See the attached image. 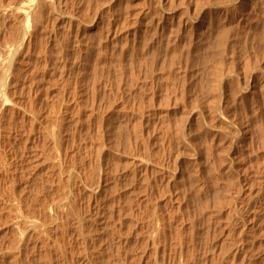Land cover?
I'll return each mask as SVG.
<instances>
[{
    "label": "rangeland",
    "instance_id": "rangeland-1",
    "mask_svg": "<svg viewBox=\"0 0 264 264\" xmlns=\"http://www.w3.org/2000/svg\"><path fill=\"white\" fill-rule=\"evenodd\" d=\"M18 1L20 2L22 0H7L6 3L15 4L16 2L19 3ZM59 1L57 0V4L59 3L60 6L56 4L57 7L59 6V9L54 6L51 10L53 13L50 14L51 12H49L47 15L48 20L46 17L44 21V30L41 29L44 32L39 30L38 33H40H37L38 35H36L34 39L31 65L28 64V66L27 64H23L21 65L22 68L21 66L18 67L19 71L18 69L16 70L15 80L17 81L16 85L18 87L15 85V89L18 91H16L13 99L16 97L15 100L17 99L18 101H16L20 102L19 105L21 104L20 106L23 108L22 112H26L23 114V118L24 116L25 118H22V120L20 118L19 121L22 122L19 123L17 121L18 119H15L16 121L12 124L16 125L17 123L16 126H5V132H3L4 136L0 139V264H15L13 256L15 254V248L19 242L16 238H19V236L15 233L16 230L11 221L14 220V214H16V210H11L13 199H20L19 197H21L24 207L23 210H25L26 215L29 214L30 217L32 216V218L35 219H44L45 217L50 218L47 210H45V203L48 198L52 200L54 198L58 200L63 199L67 204V202H71V199H73L74 196H76L75 203H71L72 205L69 204L68 207L65 208V211L68 214V217H65L66 225L62 227L60 226L61 228H59V231L56 230V226L54 227L52 225L54 228L50 227L51 225L48 226V228L50 227L52 229L49 228L52 232L50 233L54 237L50 239L49 251L46 249L45 251L42 244L38 245L39 248L42 246L40 249L34 248L35 240L31 239L24 247L23 263H26L28 260L32 264H45V254L46 252H51V249V264H64L61 260H57V258H60V254L63 255L64 253L69 257L67 250L71 247L68 244V242L71 241L73 244L75 259L79 261L78 264H124L123 262H120V258H122V256L125 257V255L126 264L127 261L128 264H158L153 250L146 248V243L143 241L142 233L144 234V231L146 232L148 228H142L141 226L146 221L152 220L156 215H160L169 220L166 221L168 223L167 234L170 241L176 239L179 234H184L182 235L184 240L186 243L189 242L186 244L188 245L186 246L188 249L189 246L190 248L193 246L192 241L194 240H192L191 237L194 234V250H196L195 260L197 258L196 264H218V258L223 255V251H225L224 247H226L225 228H223L225 224L222 223L221 225L215 226V220L210 216H213L214 211H217L220 201L229 198V195H234L240 189V183L236 181L238 180L239 175L246 172L245 174H249L248 177H252L251 175H254L256 168H258L260 164H264V133L262 132V130L264 131V98L260 94L261 91H258L256 94L257 97H247L249 100L242 95L240 96V94L235 93L237 92L235 80L240 79L239 81H241L245 79V75L242 73L245 72L244 65L248 62L251 63L250 61H252L253 63L254 60V62L259 63L255 71H253V75L258 77L256 79L257 84H260L261 81L259 80L258 82L259 77L261 78L264 76V71H261L264 70V59H262V55H264V20L262 18H260V20L253 19L254 22L256 21V23H254L252 18H250L252 16L250 13V17H248L249 15H246V18L248 17L249 21H243L242 13H248V9L250 11V4H247L245 7L239 1H231L229 4H238L240 7L237 8H240V10L239 13L236 11L235 15L236 17L238 16V20L234 21L236 26L239 27H236L233 31L234 33H230L220 28L222 27L221 23L216 20L215 16H211L209 8L206 7L202 11V14L199 15L204 20V25L199 26V24H195L197 29H199L196 30L195 38L197 40V46L200 47L196 49V51L198 50V53L195 51L193 54L194 56H192V62L190 66L188 64L187 67V63L185 62L187 61V41L189 38L187 34L185 35L182 32H179L177 27L178 21H186L187 19V0H167L165 7L168 9L165 8L166 11H162L163 13L158 9L153 11L154 22L159 16H163L169 21L167 22L165 20V23L170 24L172 21L171 24L173 25L171 28L170 25H166L167 27H165V29H161L162 34L161 36L158 35L159 37L157 39L151 29V18L141 24L137 23L133 26L124 28V24H133L140 19L138 13L141 8L144 7L143 0ZM224 1L225 2H223V0H213L211 2L215 7H218L222 4L228 3L226 0ZM219 2H221L220 5L218 4ZM152 6H155V1H152ZM205 10H208L209 12ZM159 12L163 15H160ZM171 17L172 19H170ZM238 22H240L243 27L242 25L237 24ZM107 23H118V27L121 26L119 27L120 30H117V33L115 34V29L113 30L111 25L109 27V24L107 25ZM5 24L0 26V36L3 38L2 40L0 37V45L4 46L8 44L10 45V43L12 44L13 42L17 43L18 35L16 32L18 31L16 29L12 30L8 23ZM262 24L263 26H261ZM254 25H257L258 27ZM207 30H209L208 33ZM254 30L255 32H252ZM167 31L170 32L167 33ZM174 31L178 33L176 34ZM220 31L222 33H220ZM132 32L133 34L136 32L137 35H133ZM216 32L219 34H216ZM43 33L44 35H42ZM127 33L130 35L129 42L133 45L130 47L131 49L129 50L128 58H126L127 56L125 57L124 54V49L126 47L125 35L127 36ZM252 33L254 36H252ZM167 36H169V38ZM171 37L181 39L177 41L179 43H176L175 39ZM257 37L258 39H256ZM167 38L170 39L169 42L166 41L168 40ZM205 40L206 42H204ZM4 41L5 43L8 42V44H4ZM183 42L185 44H183ZM228 44L230 45L228 46ZM217 45H219L220 48ZM202 46H205V48L203 49ZM163 47H166L165 51ZM201 47L203 51L201 50ZM171 48H176L177 50ZM224 49L228 50V52L226 50L228 56L225 58L221 57ZM167 50L170 51L168 52ZM166 54L168 55L166 56ZM259 57H261L262 62ZM244 58H247L246 60L249 61L245 62ZM199 59L202 61H199ZM225 59H228L227 62ZM228 61H231V63H228ZM166 62L169 66L166 65ZM177 63L178 65H176ZM232 63L235 68L232 70L233 72H231L233 75L230 73V76L232 78L235 77V79L233 78L234 80L230 82L231 79L227 76L223 81V85L227 82L228 85L226 84L224 87L228 89L229 86L228 90L232 91L231 93L234 97H231V99L228 100V103L225 104V114H227L225 118L231 122L233 121V126L236 125L235 127L247 128L249 126L250 130H252L251 132L253 135H251L253 137H248L249 140L240 139V141L238 139L234 141L235 143L230 142L228 139H223L224 141L217 140V147L215 146L216 140H212V142L210 140L212 138L209 139V137L205 135L204 124L206 121H212L211 118L218 120L214 112L217 111L221 105L220 96L216 97L215 100L214 98L213 100L211 98L212 101H210L209 98L199 97L193 92V85H191V83L194 84L195 81H199L203 78L204 81L207 82L206 84L212 88L218 78V70H228L229 68L227 67H230L231 70ZM238 65L240 66L239 68ZM23 66L25 69H23ZM173 74L176 76H173ZM184 74H187V77H185ZM210 74L214 76H211ZM234 74H237V76ZM163 76L164 78H162ZM262 79H264V77ZM210 80H212V82ZM167 82L168 84H166ZM199 82L197 84L202 83L201 81ZM231 87H233V89ZM151 89H153V91ZM28 91H31L32 93H29ZM26 92L28 94H26ZM258 94L261 97L258 96ZM27 97H29V99ZM241 98L244 99L242 100ZM255 98H257V100ZM29 100L31 102H29ZM209 101L211 103H209ZM62 102L64 105H68V107L72 106L69 107L70 110H68V112L62 113L61 115L58 113L59 109L64 106L61 104ZM24 103L26 106H23L25 105ZM255 103L258 104V106ZM204 104H207L206 107ZM259 105L261 107H259ZM212 106L216 108L214 109ZM26 108L30 111L27 112ZM260 108L263 111L259 110ZM32 110L35 112H31ZM203 111L211 116L203 114ZM27 113L40 116L38 117L40 120L38 118H36L38 120L35 119L37 116H30ZM197 113H199L198 116ZM55 114H57L56 117L58 115L60 117L61 115L59 120H61L60 123L62 128L60 127L59 120L58 123L54 121L56 118H54ZM212 115H214L215 118ZM228 117L233 118V120H230ZM32 120H34V122ZM54 122L56 125H52V123L55 124ZM198 123L200 126L197 125ZM202 123L204 124L202 125ZM25 124H29V127L28 125L26 127ZM30 126H32V129ZM46 127H48L47 130H50L49 127H51V129L57 127L55 129H57L56 135L58 136L55 138L60 142V147L58 146V149L60 150V153L67 155L65 169L71 166L68 168L69 171L66 169V177L64 176L66 179L63 178V181H60L56 170L52 168L54 157L56 156V148H53L54 144L49 137V131L48 133H46L47 130L46 132L44 131ZM33 129L34 131L32 132ZM188 131L189 140L194 144L196 142L198 145L195 144L200 151V156L198 158L202 157L200 158L201 162H199V164H202L198 166V172L192 167H189V173H187V151L190 154L193 153L190 151L191 147L187 143V136H184L183 134ZM5 134L6 136L8 135L7 137L9 140ZM204 138L205 140H203ZM4 139L5 142L3 141ZM209 140L212 142V145L213 143L215 145L212 146L211 142L209 143ZM244 141H246V143ZM203 143L205 145H203ZM7 144H9L10 147L9 145L7 146ZM240 144L243 145L237 146ZM205 146L206 148L204 149L203 147ZM256 146L258 149H255ZM202 148L203 150H201ZM252 148L254 149L251 150ZM220 150L222 153H220ZM202 151L206 152L203 154ZM223 152L226 154H223ZM4 155L7 158L3 159ZM259 155L263 156L260 157ZM211 156L212 158H210ZM220 156H223L224 158L222 157V159ZM9 157L10 160L8 159ZM7 159L9 161H7ZM3 160H6L7 163L5 162V165L7 166L4 165ZM144 160L149 162L146 170L144 166L140 165ZM9 162L12 163V165L9 164ZM212 163L216 170L211 165ZM161 164L164 165L163 171L160 168ZM166 164L167 166H165ZM233 165L234 167H237V169H241L237 170L236 168H233ZM74 167L78 168L76 170L77 172H74V175H72L76 184H80L79 181L82 178L87 181L88 185L91 182L90 185L96 186L100 173L104 175L106 182L104 181L102 183L103 189L99 195V199H101L98 200L99 202L97 201V203L92 202L94 206L90 202V193L88 190L86 191L84 187L80 188L81 191H75L76 195L74 194V196L70 193L71 185L75 182L69 180L67 174H70V170L74 169ZM180 170L182 171L180 172ZM222 170H224L225 173H223ZM229 170L231 172H229ZM239 170H244V172L242 173ZM218 171H221L220 174H218ZM227 171L228 175L230 173L229 176L227 175ZM201 173L202 176L204 175L206 177L207 175V180L204 176L202 179V176H200ZM190 174H192L191 176L193 177L195 185L197 184L201 188L200 189L197 185L196 187L194 186L190 191L192 194L187 193V179L188 176L190 177ZM214 174H216V176ZM235 174L238 177H236ZM51 175L53 179L51 178ZM217 177L219 178V181L217 180ZM204 180L207 184L209 183L208 185L210 187L207 186ZM204 187H206L205 190ZM225 187H227V189ZM209 189L211 190L210 192ZM207 192L209 194H207ZM206 195L207 197L209 196L208 199L206 198ZM207 206H210V209H207ZM61 208H63L62 204ZM79 214L81 216H79ZM136 216H139V220H137ZM262 216L263 214H257V218L254 221V224L257 225V231L255 230L251 242L254 251L258 253L264 249V218H262ZM193 220L197 221L195 231L192 229ZM49 221L51 222L50 219ZM211 221H214V223ZM63 232H68L66 234L69 235L70 233V235L67 238H61ZM57 237L60 238L61 247H57ZM53 247H57L56 249L58 250L60 249V252L58 251L59 254L57 253L58 257L56 256ZM84 249H87V251ZM263 256L264 254L258 264H264ZM73 262L74 261L69 259L65 264H74Z\"/></svg>",
    "mask_w": 264,
    "mask_h": 264
},
{
    "label": "bare ground",
    "instance_id": "bare-ground-1",
    "mask_svg": "<svg viewBox=\"0 0 264 264\" xmlns=\"http://www.w3.org/2000/svg\"><path fill=\"white\" fill-rule=\"evenodd\" d=\"M7 1V0H6ZM6 1H4V0H0V26H3V24H5V23H8V25L10 26V28L12 29V30H14V29H16L18 32H16L17 33V35H18V41H17V43H14L13 41V43L11 44L10 43V45L8 44V42L7 43H5V41H4V44H8V45H0V139H2L1 137L2 136H4L3 135V132H5L4 130V128H5V126H12V125H14V124H12L14 121H16L17 119V121H18V123L19 122H22V121H19V119L21 118V120H22V118H23V114H25V113H23L22 112V107L19 105V103L20 102H17L16 100H15V98L13 99V96L15 95V93H16V91H18V90H16L15 89V85H16V80H15V78H16V70L18 69V67H20L21 65H23V64H30V63H32L31 62V54H32V48H34V46H33V44H34V39H35V37H36V35H38L39 33H38V31L39 30H41V29H43L44 30V21H45V19H46V17H47V15L49 14V12H51V10H52V8H54V6H56V4H57V0H22V1H18L19 3H15V4H12V3H10V4H7L6 3ZM59 1V0H58ZM92 1V0H91ZM142 1V0H141ZM152 1H155V6L153 7L152 6ZM211 1H213V0H211ZM210 0H187L186 1V3H187V10H188V12H187V19H186V21L184 20V21H178V30H179V32H182L183 34H187V36H188V43H187V61L185 62V63H187V67H188V64H189V66H190V64H191V62H192V56H194L193 54L195 53V51H196V49H198V47H200V46H197V40H196V38H195V35H196V30H199V29H197V27H196V23L197 24H199V26H202V25H204L203 24V22H204V20L199 16L200 14H202V11L207 7V8H209V10H210V12L208 11V10H205V11H208L210 14H211V16H215V18H216V20H218L219 21V23H221V25H222V27H220L221 29H224L225 31H228V32H233L235 29H236V24H235V22L234 21H237L238 20V16L236 17V11H238V13H239V10H240V8L238 9L237 7H240V6H238V4H236V5H234V3H232V4H229L231 1H234V0H226L228 3H225V4H222L221 6H218V7H215L214 6V4L211 2ZM221 1V0H220ZM236 1H239L242 5H244L245 7L247 6V4H250L249 6H251L250 8V11H249V9H248V13L247 12H243L242 13V19H244L243 21H249V18L248 17H250V13L252 14V16L254 17H250V18H252V21H253V19H257V20H260V18H262L263 20H264V0H236ZM236 1H234V2H236ZM143 2H144V7H142L143 6V4H142V8H141V10L139 11V13H138V15H139V20H140V22H139V20H137V22H134L133 24H124V28H126V27H129V26H133V25H135V24H141L142 22H144V21H146V20H148L149 18H151V22H150V25H151V29H152V31L154 32V36L156 37V39L159 37V36H161V34H162V31H161V29H165V27H167L166 25H170V28L173 26L171 23H172V21H171V23L170 24H168V23H165V18L163 17V16H156V17H158V19L156 20V18H155V22H154V20H153V11L154 10H156V9H158V10H160L161 11V13H163L162 11H164L165 10V4H166V2H167V0H143ZM171 2V1H170ZM184 2V1H183ZM216 2V1H215ZM223 2H225L224 0H223ZM59 3H60V1H59ZM59 3L57 4V5H59ZM154 3V2H153ZM170 4V3H169ZM183 4V3H182ZM216 4H217V2H216ZM219 5L221 4V2H219L218 3ZM184 5V4H183ZM233 5V6H232ZM60 6V5H59ZM58 6V7H59ZM167 6V5H166ZM186 6V5H185ZM57 6H56V8L57 9H59ZM180 7V6H179ZM62 8V7H61ZM60 8V9H61ZM249 8V7H248ZM56 9V10H57ZM166 9H168V8H166ZM242 9V8H241ZM246 9V8H245ZM55 10V9H54ZM73 11V10H72ZM166 11V10H165ZM244 11H246V10H244ZM74 12V11H73ZM76 12V11H75ZM79 12V11H78ZM77 12V13H78ZM53 12H51L50 14H52ZM160 13V12H159ZM160 13V15H163V14H161ZM155 14V13H154ZM157 14H158V12H157ZM167 14V13H166ZM156 15V14H155ZM246 15H249L247 18H246ZM50 16V15H49ZM166 16V15H165ZM179 16H180V14H179ZM203 16V15H202ZM207 16V15H206ZM208 16H209V14H208ZM204 17V16H203ZM240 17V16H239ZM210 18V17H209ZM116 19V18H115ZM170 19H172V17L170 18ZM205 19V18H204ZM240 19H241V17H240ZM47 20H48V17H47ZM46 20V21H47ZM118 20H120V19H118ZM117 20V21H118ZM169 20V19H168ZM209 20V19H208ZM213 20H214V18H213ZM112 21V20H111ZM116 21V20H115ZM121 21V20H120ZM167 21V20H166ZM211 21V20H210ZM240 21H242V20H240ZM51 22V21H50ZM110 22V21H109ZM123 22V21H122ZM131 22V21H130ZM167 22H169V21H167ZM175 23H177L176 21H174ZM207 22V21H206ZM209 22V21H208ZM214 22V21H213ZM250 22H251V20H250ZM254 22V21H253ZM258 22V21H257ZM118 23H119V21H118ZM118 23H107V25L110 27V25H111V27H112V29L114 30L115 29V34L117 33V30H120V28L119 27H121V26H119L118 27ZM128 23V22H127ZM174 23V24H175ZM245 23H247V22H245ZM254 23H256V21L254 22ZM261 23V22H260ZM259 23V24H260ZM263 23V22H262ZM49 24V23H48ZM121 24V23H120ZM216 24V23H215ZM237 24H240V22H238ZM249 24V23H248ZM258 24V25H259ZM6 25V24H5ZM51 25V24H50ZM148 25V24H147ZM176 25V24H175ZM213 25H214V23H213ZM240 25H242V24H240ZM246 25V24H245ZM253 25V24H252ZM100 26V25H99ZM105 26V25H104ZM199 26H198V28H199ZM210 26V25H209ZM217 26V25H216ZM254 26H256V27H258L257 25H254ZM261 26H263V24L261 25ZM6 27V26H5ZM4 27V28H5ZM47 27V26H46ZM51 27V26H50ZM149 27V26H148ZM148 27H147V30H148ZM239 27V26H238ZM237 27V28H238ZM242 27H243V25H242ZM253 27V26H252ZM260 27V26H259ZM1 28V27H0ZM104 28H106V27H104ZM139 28V27H138ZM205 28V27H204ZM213 28V27H212ZM215 28V27H214ZM241 28V27H240ZM240 28H239V30H240ZM247 28V27H246ZM48 29V28H47ZM102 29V28H101ZM137 29V28H136ZM201 29V28H200ZM248 29V28H247ZM246 29V30H247ZM7 30V29H6ZM9 30V29H8ZM15 30V31H16ZM43 30H41V32H44ZM105 30V29H104ZM123 30V29H122ZM146 30V31H147ZM177 30V29H176ZM217 30H218V28H217ZM220 30V29H219ZM238 30V29H237ZM236 30V31H237ZM244 30V29H243ZM243 30H242V32H243ZM251 30H253V29H251ZM250 30V31H251ZM258 30V29H257ZM1 31V30H0ZM3 31V30H2ZM48 31V30H47ZM52 31V30H51ZM106 31V30H105ZM110 31V30H109ZM139 31V30H138ZM144 31H145V28H144ZM165 31V30H164ZM202 31V30H201ZM208 31L209 30H207V33H208ZM211 31V30H210ZM213 31V30H212ZM264 31V30H263ZM5 32V31H4ZM13 32V31H12ZM114 32V31H113ZM128 32H129V30H128ZM143 32V31H142ZM151 32V31H150ZM170 32V31H169ZM168 31H167V33H169ZM174 32H176V31H174ZM227 32V33H228ZM249 32V31H248ZM247 32V33H248ZM252 32H255V30L254 31H252ZM260 32V31H259ZM258 32V33H259ZM11 33V32H10ZM9 33V34H10ZM38 33V34H37ZM107 33H109V32H107ZM138 33V32H137ZM140 33H141V31H140ZM178 32H176V34H177ZM198 33V32H197ZM203 33H204V30H203ZM210 33V32H209ZM218 32H216V34H217ZM220 33H222L221 31H220ZM234 33V32H233ZM237 33V32H236ZM235 33V34H236ZM262 33V32H261ZM12 34V33H11ZM47 34V33H46ZM49 34V33H48ZM132 34H133V32H132ZM136 34V32L133 34V35H135ZM150 34V33H149ZM171 34H172V30H171ZM201 34V33H200ZM219 34V33H218ZM229 34V33H228ZM2 35V34H1ZM5 35V34H4ZM13 35V34H12ZM14 35H16V34H14ZM42 35H44V33L42 34ZM129 34L127 33V36L125 35V37H126V43H125V49H124V54H125V57L126 58H128L129 56H128V54H129V50L131 49L130 47H131V42H129L130 41V35L128 36ZM137 35V34H136ZM142 35V34H141ZM151 35V34H150ZM159 35V36H158ZM175 35V34H174ZM202 35V34H201ZM212 35H214V34H212ZM224 35V34H223ZM10 36V35H9ZM50 36V35H49ZM52 36V35H51ZM69 36V35H68ZM132 36V35H131ZM143 36V35H142ZM141 36V37H142ZM170 36V35H169ZM169 36H167L168 38H169ZM183 36V35H182ZM208 36V35H207ZM210 36V35H209ZM215 36V35H214ZM230 36V35H229ZM233 36V35H232ZM235 36V35H234ZM252 36H254V34L252 33ZM261 36V35H260ZM1 37V36H0ZM4 37V36H3ZM6 37V36H5ZM11 37V36H10ZM70 37H71V35H70ZM69 37V38H70ZM137 37V36H136ZM152 37H153V35H152ZM180 37V36H179ZM185 37V36H184ZM213 37V36H212ZM219 37V36H218ZM2 38V37H1ZM0 38V39H1ZM12 38V37H11ZM39 38V37H38ZM134 38V37H133ZM138 38V37H137ZM145 38V37H144ZM161 38V37H160ZM163 38V37H162ZM167 38V39H168ZM171 38H173V37H171ZM176 38V37H175ZM175 38H173V39H175ZM186 38V37H185ZM198 38V37H197ZM211 38V37H210ZM217 38V37H216ZM215 38V39H216ZM221 38V37H220ZM237 38V37H236ZM132 39V38H131ZM142 39V38H141ZM181 39V38H180ZM180 39H175V42L176 43H179V42H177L178 40H180ZM217 39H219V38H217ZM228 39H230V38H228ZM228 39H227V41H228ZM233 39V38H232ZM256 39H258V37L256 38ZM259 39H261V38H259ZM2 40H3V38H2ZM5 40V39H4ZM8 40V39H7ZM12 40V39H11ZM17 40V39H16ZM16 40H15V42H16ZM48 40H49V37H48ZM52 40V39H51ZM143 40V39H142ZM160 40V39H159ZM214 40V39H213ZM75 41V40H74ZM132 41V40H131ZM134 41H135V39H134ZM154 41V40H153ZM165 41V40H164ZM166 41H170V39H168V40H166ZM173 41V40H172ZM199 41H201V40H199ZM209 41V40H208ZM215 41V40H214ZM223 41V40H222ZM221 41V42H222ZM261 41V40H260ZM11 42V41H10ZM77 42V41H76ZM139 42V41H138ZM143 42V41H142ZM155 42V41H154ZM160 42V41H159ZM163 42V41H162ZM161 42V43H162ZM182 42V41H181ZM186 42V41H185ZM204 42H206V40L204 41ZM216 42V41H215ZM225 42V41H224ZM262 42H263V40H262ZM50 43V42H49ZM135 43V42H134ZM133 43V44H134ZM209 43V42H208ZM226 43V42H225ZM1 44V43H0ZM139 44V43H138ZM142 44V43H141ZM154 44V43H153ZM183 44H185L184 42H183ZM217 44V43H216ZM264 44V43H263ZM51 45V44H50ZM151 45H152V43H151ZM150 45V46H151ZM155 45V44H154ZM159 45V44H158ZM174 45H176V44H174ZM180 45V44H179ZM202 45V44H201ZM222 45H224V44H222ZM230 44H228V46H229ZM133 46V45H132ZM134 46H136V45H134ZM144 46V45H143ZM164 46V45H163ZM178 46V45H177ZM186 46V45H185ZM212 46V45H211ZM218 47H219V45H217ZM137 47V46H136ZM141 47V46H140ZM149 47V46H148ZM168 47V46H167ZM180 47V46H179ZM184 47V46H183ZM203 47V46H202ZM202 47H201V50H202ZM216 47V46H215ZM164 48V47H163ZM166 48V47H165ZM165 48H164V51H165ZM205 48V46L203 47V49ZM207 48V47H206ZM212 48V47H211ZM220 48V47H219ZM227 48V47H226ZM134 49V48H133ZM140 49V48H139ZM170 49V48H169ZM171 49H173V48H171ZM176 48H174L173 50H175ZM185 49V48H184ZM216 49V48H215ZM172 50V51H173ZM177 50V49H176ZM178 50H179V48H178ZM186 50V49H185ZM226 50L227 49H224V51L222 52L223 53V55L221 56V57H227L228 55H227V52H228V50H227V52H226ZM168 51V50H167ZM170 51V50H169ZM168 51V52H169ZM181 51V50H180ZM198 51V50H197ZM196 51V52H197ZM203 51V50H202ZM208 51V50H207ZM210 52V51H209ZM178 53V52H177ZM186 53V52H185ZM184 53V54H185ZM198 53V52H197ZM219 53H220V51H219ZM256 53V52H255ZM170 54V53H169ZM180 54H181V52H180ZM211 54V53H210ZM221 54V53H220ZM229 54V53H228ZM259 54V53H258ZM168 54H166V56H167ZM171 55V54H170ZM205 55V54H204ZM203 55V56H204ZM217 55H219V54H217ZM249 55H250V53H249ZM255 55V54H254ZM260 55V54H259ZM199 56H201V55H199ZM229 56H230V54H229ZM246 56V55H245ZM248 56V55H247ZM256 56V55H255ZM255 56H254V58H255ZM263 57H264V55H262ZM185 57V56H184ZM197 57V56H196ZM218 57H220V56H218ZM257 57V56H256ZM262 57V59H264ZM176 58V57H175ZM179 58H181V57H179ZM194 58V57H193ZM201 58V57H200ZM248 58V57H247ZM246 58V59H247ZM252 58V57H251ZM260 58V61L262 60L261 59V57H259ZM169 59V58H168ZM177 59V58H176ZM182 59V58H181ZM223 59V58H222ZM245 58H244V60H245V62L247 61ZM249 59V58H248ZM256 59V58H255ZM46 60V59H45ZM201 59H199V61H200ZM202 60H203V58H202ZM201 60V61H202ZM205 60V59H204ZM212 60V59H211ZM221 60V59H220ZM224 60V59H223ZM226 60V62H227V60L228 59H225ZM230 60V59H229ZM231 60H232V58H231ZM242 60V59H241ZM240 60V61H241ZM250 60V59H249ZM248 60V61H249ZM257 60V59H256ZM44 61V60H43ZM184 61V60H183ZM182 61V62H183ZM193 61H194V59H193ZM197 61H198V59H197ZM218 61V60H217ZM247 61V62H248ZM259 61V60H258ZM46 62V61H45ZM179 62V61H178ZM214 62V61H213ZM213 62H211V63H213ZM223 62V61H222ZM226 62H225V64H226ZM235 62V61H234ZM244 62V63H245ZM251 63H247L246 65H242L243 67H244V73H242L243 75H245V79L244 80H241V81H239V80H235V85H236V88H237V92H235V93H237V94H240V96L242 95L244 98H246V99H248L249 100V98H247V97H255L256 96V94L258 93V91H261L260 92V94L263 96V98H264V79H262L263 77H259V79H258V82H259V80H261L260 81V84L258 83L257 84V76H254L253 75V71H255V69H256V67H258V64L259 63H257V62H254V60H253V63H252V61H250ZM262 62V61H261ZM181 63V62H180ZM196 63V62H195ZM204 63V62H203ZM215 63V62H214ZM217 63V62H216ZM228 63H231V61L229 62L228 61ZM237 63V62H236ZM243 63V62H242ZM43 64H44V62H43ZM164 64V63H163ZM200 64V63H199ZM202 64V63H201ZM233 64V63H232ZM31 65V64H30ZM166 65H167V62H166ZM176 65H178V63L176 64ZM205 65V64H204ZM212 65V64H211ZM214 65V64H213ZM223 65V64H222ZM231 65V64H230ZM29 66V65H28ZM167 66H169V65H167ZM186 66V65H185ZM196 66V65H195ZM218 66V65H217ZM221 66V65H220ZM240 66H241V63H240ZM239 65H238V68L240 67ZM261 66H263V65H261ZM24 67V66H23ZM174 67V66H173ZM181 67V66H180ZM179 67V68H180ZM197 67V66H196ZM195 67V68H196ZM213 67V66H212ZM212 67H210V68H212ZM243 67H241V68H243ZM21 68H22V66H21ZM177 68V67H176ZM203 68V67H202ZM218 68V67H217ZM220 68V67H219ZM227 68H229L228 70L227 69H216V70H218V78H217V80L215 81V83H214V85H213V87L211 88V87H209L206 83L207 82H205L204 81V79L203 78H201L199 81H201L202 83L201 84H197L199 81H195L194 82V84H192L191 83V85H193V92L197 95V96H199V97H205V98H209V100L210 101H212L213 100V98H214V100H215V98L216 97H218V96H220V101H221V105H220V107H219V109L217 110V111H215V110H213V111H215L214 113L216 114V118L218 119V120H214V119H212L211 118V120L212 121H206V123L204 124V123H202V125L204 124L205 125V128H204V133H205V135L207 136V137H209V139L210 138H212V139H210L211 141L212 140H216V145L213 143V145H212V142L209 140V143L211 142V145L212 146H217L218 144H217V140H222V141H224L223 139H228L230 142H234V141H236V140H243V139H248V137L250 138L253 134H252V130H250V128H249V126L247 127V128H244V127H242V128H238V126L237 127H235V126H233V121L231 122V121H229V120H227L225 117H226V115L227 114H225V104L226 103H228V100H230L231 99V97H233L232 96V91H229L228 89H229V86H228V89L227 88H225L224 86L227 84V82H226V84L225 85H223V81H224V78H226L227 76L228 77H230V82L231 81H233L234 79H235V77H231L230 76V73L231 72H233L232 70L235 68L234 67V64L231 66V70H230V67H227ZM236 68H237V65H236ZM23 69H25V67L23 68ZM28 69H29V67H28ZM164 69H165V67H164ZM169 69V68H168ZM181 69H182V67H181ZM192 69V68H191ZM205 69V68H204ZM263 69V68H262ZM183 70V69H182ZM195 70V69H194ZM200 70V69H199ZM207 70H209V69H207ZM18 71H19V69H18ZM28 71V70H27ZM30 71V70H29ZM176 71V70H175ZM189 71V70H188ZM202 71V70H201ZM214 71V70H213ZM236 71V70H235ZM239 71V70H238ZM243 71V70H242ZM258 71V70H257ZM261 71H264V70H261ZM168 72V71H167ZM194 72H197V71H194ZM209 72V71H208ZM237 72V71H236ZM260 72V71H259ZM21 73V72H20ZM179 73V72H178ZM185 73V72H184ZM239 73V72H238ZM258 73V72H257ZM22 74V73H21ZM163 74V73H162ZM180 74V73H179ZM182 74H183V72H182ZM206 74V73H205ZM211 74H212V72H211ZM210 74V75H211ZM215 74V73H214ZM216 74H217V72H216ZM232 74V73H231ZM259 74H261V73H259ZM264 74V73H263ZM17 75H18V73H17ZM164 75H166V74H164ZM168 75V74H167ZM170 75H171V73H170ZM175 74H173V76H174ZM178 75V74H177ZM185 75V77H187V74H184ZM191 75V74H190ZM233 75V74H232ZM234 75H236L237 76V74H234ZM240 75H241V73H240ZM258 75V74H257ZM176 76V75H175ZM180 76V75H179ZM199 76H200V74H199ZM211 76H214V75H211ZM210 76V77H211ZM165 77H167V76H165ZM171 77V76H170ZM191 77V76H190ZM198 77V76H197ZM196 77V78H197ZM204 77V76H203ZM240 77V76H239ZM162 78H164V76L162 77ZM174 78V77H173ZM176 78V77H175ZM181 78V77H180ZM182 78H184V77H182ZM193 78V77H192ZM214 78V77H213ZM216 78V77H215ZM161 79V78H160ZM177 79V78H176ZM199 79V78H198ZM206 79V78H205ZM242 79V78H241ZM20 80V79H19ZM18 80V81H19ZM163 80V79H162ZM166 80H167V78H166ZM165 80V81H166ZM168 80H170V79H168ZM179 80V79H178ZM182 80H184V79H182ZM226 80H229V79H226ZM171 81H173V80H171ZM170 81V82H171ZM185 81V80H184ZM189 81V80H188ZM187 81V82H188ZM194 81V80H193ZM193 81H191V82H193ZM211 82H212V80H210ZM177 82V81H176ZM180 82H181V79H180ZM33 83V82H32ZM163 83V82H162ZM175 83V82H174ZM200 83V82H199ZM229 83V82H228ZM234 83V82H233ZM18 84H19V82H18ZM166 84H168V82L166 83ZM183 84V83H182ZM211 84H213V83H211ZM20 85V84H19ZM25 85V84H24ZM155 85V84H154ZM159 85V84H158ZM172 85V84H171ZM179 85H180V83H179ZM228 85V84H227ZM231 85V84H230ZM260 87V89H259V87ZM17 86V85H16ZM21 86H23V85H21ZM21 86H20V88H21ZM27 86V85H26ZM29 86V85H28ZM32 86V85H31ZM167 86V85H166ZM169 86V85H168ZM178 86V85H177ZM189 86V85H188ZM233 86V85H232ZM18 87V86H17ZM33 87V86H32ZM35 87H36V85H35ZM156 87V86H155ZM171 87V86H170ZM180 87H181V85H180ZM22 88H24V87H22ZM167 88V87H166ZM165 88V89H166ZM190 88V87H189ZM232 89H233V87H231ZM19 89V88H18ZM29 89V88H28ZM33 89V88H32ZM38 89V88H37ZM154 89V88H153ZM153 89H151L152 91H153ZM168 89V88H167ZM187 89V88H186ZM20 90V89H19ZM26 90V89H25ZM30 90H31V88H30ZM34 90V89H33ZM35 90H36V88H35ZM132 90V89H131ZM171 90V89H170ZM169 90V91H170ZM180 90V89H179ZM191 90V89H190ZM23 91V90H22ZM27 91V90H26ZM32 91V90H31ZM31 91H28L29 93L31 92ZM168 91V90H167ZM172 91V90H171ZM178 91V90H177ZM181 91H183V90H181ZM35 92V91H34ZM33 92V93H34ZM36 92H37V90H36ZM35 92V93H36ZM77 92V91H76ZM184 92V91H183ZM18 93V92H17ZM32 93V92H31ZM170 93V92H169ZM191 93V92H190ZM193 93V94H194ZM234 93V92H233ZM26 94H28L27 92H26ZM74 94H75V92H74ZM73 94V95H74ZM172 94V93H171ZM175 94V93H174ZM185 94H187V93H185ZM236 94V95H237ZM19 95H20V93H19ZM33 95V94H32ZM234 95V94H233ZM16 96H18V95H16ZM30 96H31V94H30ZM34 96V95H33ZM36 96V95H35ZM194 96V95H193ZM258 96H260L259 94H258ZM74 97V96H73ZM257 97V96H256ZM261 97V96H260ZM19 98V97H18ZM28 99H29V97H27ZM32 98V97H31ZM31 98H30V100H31ZM33 98H35V97H33ZM211 98H212V100H211ZM234 98V97H233ZM243 98V99H244ZM242 99V98H241ZM241 99H240V101H241ZM242 99V100H243ZM256 100H257V98H255ZM29 100V102H31ZM76 100V99H75ZM201 100H202V98H201ZM233 100V99H232ZM235 100V99H234ZM238 100V99H237ZM262 100V99H261ZM200 101V100H199ZM209 101V103H211ZM264 101V100H263ZM22 102V101H21ZM33 102V101H32ZM67 102H69V101H67ZM71 102V101H70ZM76 102V101H75ZM78 102V101H77ZM213 102H215V101H213ZM234 102V101H233ZM232 102V103H233ZM245 102V101H244ZM248 102V101H247ZM256 102V101H255ZM262 102V101H261ZM65 103H66V100H65ZM204 103H205V101H204ZM242 103V102H241ZM260 103V102H259ZM25 104V103H24ZM29 104H31V103H29ZM61 104H63L64 105V103L62 102ZM71 104V103H70ZM79 104V103H78ZM77 104V105H78ZM256 104V103H255ZM261 104V103H260ZM28 105V104H27ZM66 105V104H65ZM63 106L62 108H60L59 109V113L58 114H61L62 115V113H66V112H68V110H70L69 109V107H71V106H69L68 107V105H66V106ZM206 105L207 104H204V106L206 107ZM228 105V104H227ZM226 105V106H227ZM234 105V104H233ZM239 105H240V103H239ZM243 105V104H242ZM241 105V106H242ZM257 106H258V104H256ZM256 105H255V107H256ZM23 106H26V104L25 105H23ZM30 106V105H29ZM80 106V105H79ZM199 106V105H198ZM209 106V105H208ZM229 106V105H228ZM231 106V105H230ZM261 106H262V104H261ZM260 105H259V107H261ZM28 107V106H27ZM33 107V106H32ZM31 107V108H32ZM36 107V106H35ZM244 107V106H243ZM29 108V107H28ZM212 108H214L213 106H212ZM216 108V107H215ZM214 108V109H215ZM227 108V107H226ZM232 108V107H231ZM33 109V108H32ZM37 109V108H36ZM128 109V108H127ZM199 109V108H198ZM202 109H204V108H202ZM206 109V108H205ZM210 109V108H209ZM228 109V108H227ZM256 109V108H255ZM263 109V108H262ZM25 110V109H24ZM35 110V109H34ZM34 110H32L31 112H33ZM75 110H76V108H75ZM207 110H208V108H207ZM258 110V109H257ZM259 110H261V108L259 109ZM26 111L27 112H29L30 110H27V108H26ZM36 111V110H35ZM34 111V112H35ZM205 111V110H204ZM202 112L203 114H207V113H205V112ZM261 111H263V110H261ZM30 112V113H31ZM207 112V111H206ZM230 112V111H229ZM30 113H27V114H29L30 115ZM200 113V112H199ZM199 113H197V116H198V114ZM208 113H211V112H208ZM213 113V114H214ZM228 113V112H227ZM262 113V112H261ZM261 113H259V114H261ZM264 113V112H263ZM201 114V113H200ZM214 114V115H215ZM229 114V113H228ZM257 114H258V112H257ZM32 115V114H31ZM30 115V116H31ZM34 115V117L35 116H37V117H35V119L36 118H38V117H40V116H38V115H35V114H33ZM32 115V116H33ZM56 115L57 114H55V116H54V118L56 117ZM61 115H60V117H59V115L55 118V120L54 121H56L57 123H58V120H59V118H61ZM208 115V114H207ZM210 115V114H209ZM208 115V116H209ZM214 115H212V116H214ZM264 115V114H263ZM28 116V115H27ZM201 116V115H200ZM211 116V115H210ZM262 116V115H261ZM33 117V118H34ZM256 117V116H255ZM24 118H25V116H24ZM23 118V119H24ZM32 118V117H31ZM209 118V117H208ZM214 118H215V116H214ZM230 120H233V118H230V117H228ZM16 119V120H15ZM30 119V118H29ZM39 119V118H38ZM38 119H36V120H38ZM193 119V118H192ZM195 119V118H194ZM202 119V118H201ZM40 120V119H39ZM42 120V119H41ZM190 120V119H189ZM206 120H207V118H206ZM214 120V121H213ZM29 121H31V120H29ZM33 122H34V120H32ZM51 121L53 122V120L51 119ZM63 121V120H62ZM190 121H192V120H190ZM200 121V120H199ZM205 121V120H204ZM37 122V121H36ZM39 122V121H38ZM42 122V121H41ZM61 122V120H59V123ZM77 122H78V120H77ZM194 122V121H193ZM198 122V121H197ZM212 122V123H211ZM25 123V122H24ZM23 123V124H24ZM29 123V122H28ZM55 123V122H54ZM201 123V122H200ZM34 125H36L35 123H33ZM191 124H192V122H191ZM190 124V125H191ZM235 124H236V122H235ZM16 125H17V123H16ZM16 125H14V126H16ZM26 125V124H25ZM28 125V127H29V124H27ZM27 125H26V127H27ZM52 125H56V123L55 124H53L52 123ZM58 125V124H57ZM198 126H200V124L198 123L197 124ZM13 126V127H14ZM24 126V125H23ZM33 126V125H32ZM32 126H30L31 127V129H32ZM39 126H40V124H39ZM41 126H42V123H41ZM59 126V125H58ZM60 127L62 128V126H61V123H60ZM188 127H189V125H188ZM7 128H9V127H7ZM36 128V127H35ZM44 128H45V126H44ZM50 128V130H47L48 129V127H46V129L44 130L45 132H46V130H47V132L46 133H48V131H49V133H50V138L52 139V143L54 144V146H53V148L55 149V153H56V156L54 157V162H53V164H52V168L53 169H55L56 170V172H57V176L59 177V179H60V181H63V178H64V176L66 175V169H68V168H70V167H68V168H66L65 169V160H67L66 158H67V155H64V153L62 154V153H60V150L58 149L60 146H59V141H57L56 140V138H57V136L58 135H56L57 134V129H55V128H57V127H54L53 129H51V127H49ZM199 128V127H198ZM203 128V127H202ZM188 130V129H187ZM200 130V129H199ZM34 131V129L32 130V132ZM58 131H59V129H58ZM191 131V130H190ZM203 131V130H202ZM61 132V131H60ZM262 132L264 133V131L262 130ZM8 133H10V132H8ZM8 133H6V134H8ZM199 133V132H198ZM6 134H5V136H6ZM12 134V133H11ZM184 134V136H187V143L189 144V146L191 147V152H193V153H189L188 151H187V153H188V155H187V173H189V167H192L194 170H196V172H198V166L199 165H201V164H199V162H201L200 161V158H202V157H200V158H198L199 156H200V151L197 149L198 147H196V142H195V144L194 143H192V141H190L189 140V138H188V134H189V131L186 133H183ZM252 134V135H251ZM198 135H200V134H198ZM202 135H204V134H202ZM204 135V136H205ZM8 136V135H7ZM6 136V137H7ZM59 136H60V134H59ZM203 136V137H204ZM205 136V137H206ZM5 137V138H6ZM56 137V138H55ZM202 137V136H201ZM253 137V136H252ZM58 138H60V137H58ZM7 139H8V137H7ZM11 139V138H10ZM63 139V138H62ZM191 139V138H190ZM195 139V138H194ZM9 140V139H8ZM203 140H205V138L203 139ZM240 140V141H241ZM249 140V139H248ZM252 140V139H251ZM4 142H5V139L3 140ZM206 141H208V140H206ZM7 142V141H6ZM58 142V143H57ZM194 142V141H193ZM203 142V141H202ZM226 142V141H225ZM245 143H246V141H244ZM251 142V141H250ZM2 143V142H1ZM206 143V142H205ZM208 143V144H209ZM221 143H223V142H221ZM235 143V142H234ZM237 143V142H236ZM238 143H239V141H238ZM253 143H255V142H253ZM3 144V143H2ZM6 144V143H5ZM207 144V143H206ZM244 144V143H243ZM242 144V145H243ZM9 144H7V146H8ZM203 145H205L204 143H203ZM227 145H228V143H227ZM231 145V144H230ZM241 144L240 145H237V146H242ZM255 145H257L256 143H255ZM5 146V145H4ZM3 146V147H4ZM6 146V147H7ZM59 146V147H58ZM198 146V145H197ZM211 146V147H212ZM226 146V145H225ZM251 146H252V143H251ZM258 146V145H257ZM257 146H256V148L255 149H258L257 148ZM9 147H10V145H9ZM200 147V146H199ZM210 147V146H209ZM208 147V148H209ZM218 147V146H217ZM216 147V148H217ZM223 147V146H222ZM201 148V147H200ZM204 149L206 148V146L205 147H203ZM203 148L201 149V150H203ZM213 148H215V147H213ZM227 148H229V147H227ZM234 148V147H233ZM241 148V147H240ZM249 148H250V146H249ZM254 148H252L251 150H253ZM2 149V148H1ZM212 149V148H211ZM6 150V149H5ZM56 150H57V152H56ZM208 150V149H207ZM213 150V149H212ZM221 150H223V149H221ZM220 150V151H221ZM226 150V149H225ZM219 151V152H220ZM249 151H250V149H249ZM255 151V150H254ZM203 152V151H202ZM204 152H206V151H204ZM204 152H203V154H204ZM226 152V151H225ZM238 152V151H237ZM251 152V151H250ZM7 153V152H6ZM5 153V154H6ZM209 153V152H208ZM220 153H222V151L220 152ZM219 153V154H220ZM252 153H254V152H252ZM9 154V153H8ZM223 154H226V153H224L223 152ZM251 154V153H250ZM202 155V154H201ZM69 156V155H68ZM205 156V155H204ZM226 156V155H225ZM233 156V155H232ZM234 156H235V154H234ZM258 156V155H257ZM260 156V155H259ZM261 156H263V155H261ZM260 156V157H261ZM223 156H220V158H222ZM227 157V156H226ZM4 158H7V157H5V155H4V157H3V159ZM210 158H212V156L210 157ZM210 158H209V160H210ZM224 158V157H223ZM222 158V159H223ZM231 158V157H230ZM259 158V157H258ZM264 158V157H263ZM9 160H10V157L8 158ZM7 159V161H9ZM146 159V158H145ZM148 159V158H147ZM256 159H257V157H256ZM149 160V159H148ZM202 160V159H201ZM231 160V159H230ZM229 160V161H230ZM261 160V159H260ZM260 160H259V162H260ZM167 161V160H166ZM203 161V160H202ZM214 161H217V160H214ZM214 161H213V163H214ZM228 161V162H229ZM262 161V160H261ZM5 162H6V160L4 161L3 160V163H4V165H5ZM221 162V161H220ZM235 162V161H234ZM7 163V162H6ZM69 163V162H68ZM163 163H164V161H163ZM169 163V162H168ZM167 163V164H168ZM213 163L211 164L212 166H213V168H214V165H213ZM216 163V162H215ZM9 164H11L12 165V163H10L9 162ZM70 164V163H69ZM148 164H149V162H147L146 160H144V161H142V163L140 164L141 166H144V168H145V170L147 169V166H148ZM167 164L165 165V166H167ZM218 164V163H217ZM223 164V163H222ZM226 164H228V163H226ZM230 164V163H229ZM68 165V164H67ZM66 165V166H67ZM220 165H221V163H220ZM5 166H7V165H5ZM8 166H10V165H8ZM74 166V165H73ZM217 166H219V165H217ZM226 166V165H225ZM230 166V165H229ZM163 167H164V165L163 164H161V166H160V168H161V170L163 171ZM211 167V166H210ZM231 167V166H230ZM101 168V167H100ZM140 168V167H139ZM166 168V167H165ZM169 168V167H168ZM212 168V169H213ZM227 168V167H226ZM225 168V169H226ZM233 168H236L237 169V167H234V165H233ZM78 168H76V167H74V169H71L70 170V174H69V176H68V174H67V177H68V179L69 180H73L74 179V177L72 176V175H74V172L76 173ZM102 169V168H101ZM192 169V170H193ZM215 169V168H214ZM219 169V168H218ZM223 169V168H222ZM228 169V168H227ZM231 169V168H230ZM238 169H241V168H238ZM237 169V170H238ZM135 170V169H134ZM200 170H203V169H200ZM216 170V169H215ZM214 170V171H215ZM221 170V169H220ZM67 171H69V169L67 170ZM182 170H180V172H181ZM223 171V173H225L224 172V170H222ZM240 171V170H239ZM201 172V171H200ZM204 172V171H203ZM202 172V173H203ZM219 172V173H218ZM217 173L218 174H220V172L221 171H218ZM229 172H231L230 170H229ZM232 172H234V171H232ZM240 172H244V170L243 171H240ZM239 172V173H240ZM55 173V172H54ZM54 173H53V178H54ZM193 173H195V172H193ZM202 173H201V175L200 176H202ZM246 173V172H245ZM245 173H243V174H241V175H239V177L238 176H236V174H235V176L236 177H238V180H236V181H238L239 183H240V189L234 194V195H229V198H227V199H224L223 201H220V204H219V208L217 209V211L215 212L214 211V214H213V216H210L212 219H214L215 220V223H214V221H211V222H213L214 223V225L215 226H217V225H221L222 223H224L225 224V226L223 227V228H225V230H224V232H225V241H226V247H224L225 248V251H223L224 253H223V255L222 256H220V258H218V261H217V263L218 264H258V262H259V260L260 259H262V255L264 254V249L263 250H261L259 253L258 252H255L254 251V249H253V247L251 246V242H252V238H253V235H254V232H255V230L257 231V225L256 224H254V221L256 220V218H257V214H263V216H262V218H264V199H263V197H264V164H260L259 166H258V168H256V171H255V173H254V175H251L252 177H248V175L249 174H245ZM56 174V173H55ZM79 174V173H78ZM105 174V173H104ZM135 174V173H134ZM76 175V174H75ZM99 175V174H98ZM192 174H190V177H192L191 176ZM206 175V174H205ZM215 176H216V174H214ZM227 175H228V171H227ZM229 175H230V173H229ZM228 175V176H229ZM83 176H85V175H83ZM106 176V175H105ZM188 176V175H187ZM196 176V175H195ZM194 176V177H195ZM204 176V175H203ZM203 176H202V179H203ZM211 176V175H210ZM214 176V177H215ZM219 176H221V175H219ZM223 176V175H222ZM226 176V175H225ZM232 176V175H231ZM56 177V176H55ZM66 177V176H65ZM107 177V176H106ZM189 176H188V179H187V193H190V191L192 190V188L195 186L196 187V185H195V182H193V177L192 178H190ZM205 177V176H204ZM51 178H52V175H51ZM52 178V179H53ZM57 178V177H56ZM86 178V177H85ZM198 178V177H197ZM196 178V179H197ZM218 178V177H217ZM216 178V179H217ZM223 178V177H222ZM235 178V177H234ZM64 179H66V178H64ZM98 179L99 180H97V183H96V186H93V185H90L91 184V182H90V184L88 185V183H87V181H85V180H83L82 178L80 179V181H79V183L80 184H76V182L75 183H73V185H71V189H70V193L71 194H73V196H74V194L76 193L75 191H81V189L80 188H82V187H84L85 189H86V191L88 190V192L90 193V202L92 203V202H95V203H97V201L98 200H100L99 199V195L101 194V191H102V183L105 181V179H104V175H102V173H100V176L98 177ZM205 179L207 180V175H206V177H205ZM235 179H237V178H235ZM88 180V179H87ZM214 180V179H213ZM218 181H219V178L217 179ZM216 180V181H217ZM220 180H222V179H220ZM73 181H70V182H73ZM201 181V180H200ZM203 181V180H202ZM209 181V180H208ZM224 181V180H223ZM233 181V180H232ZM56 182V181H55ZM106 182V181H105ZM204 182H205V180H204ZM61 183H63V182H61ZM60 183V184H61ZM197 183V182H196ZM199 183V182H198ZM202 183V182H201ZM206 183V182H205ZM218 183V182H217ZM58 184H59V182H58ZM72 184V183H71ZM207 184V183H206ZM209 184V183H208ZM207 184V186H209ZM225 184V183H224ZM95 185V184H94ZM202 185V184H201ZM223 185V184H222ZM230 185V184H229ZM233 185V184H232ZM234 185H235V183H234ZM238 185V184H237ZM198 186V185H197ZM225 186V185H224ZM227 186V185H226ZM236 186V185H235ZM199 188H200V186H198ZM210 187V186H209ZM228 187V186H227ZM227 187H225L226 189H227ZM233 187V186H232ZM239 187V186H238ZM205 188L206 187H204V190H205ZM201 189V188H200ZM198 190V189H197ZM196 190V191H197ZM203 190V191H204ZM225 190V189H224ZM223 190V191H224ZM234 190V189H233ZM232 190V191H233ZM236 190H237V187H236ZM194 191V190H193ZM211 190L209 189V192H210ZM228 192V191H227ZM229 192H230V190H229ZM235 192V191H234ZM203 193V192H202ZM206 193V192H205ZM204 193V194H205ZM222 193V192H221ZM220 193V194H221ZM190 194H192V193H190ZM207 194H209L208 192H207ZM76 195V194H75ZM191 196V195H190ZM204 196V195H203ZM10 197V196H9ZM15 197V196H14ZM46 197V196H45ZM192 197V196H191ZM209 197V196H208ZM208 197H207V195H206V198L208 199ZM4 198V197H3ZM20 199H13L12 201H13V204L11 205L10 204V202H9V204L11 205V207H12V209H11V207H10V209L12 210V211H15V213L16 214H14V212H13V214L15 215V217H14V220H11L12 221V224L14 225V227H15V230H16V232L15 233H17L18 234V236H19V238H16V239H18V245H17V247L15 248V254H14V256H13V261H14V263L15 264H32V263H30L28 260L26 261V263H23L24 262V260H23V256H24V247L27 245V242L29 241V240H35V246H34V248H39L38 247V245H41L42 244V246H43V248H44V250L46 249L47 251H49V246H50V239H52V238H54L53 237V235L51 234L52 232L50 231V227H52V225L55 227H57L56 228V230H58L59 231V228H61L62 226H64V225H66L65 224V222H66V218L65 217H68V214L66 213V211H65V208L66 207H68V205L69 204H73V203H75V198H76V196H74L73 197V199H71V202H67V204H66V202H64L63 201V199H60V200H58V199H47L46 200V203H45V210H47V213L49 214V217L50 218H48V217H45L44 219L42 218V219H40V218H32V216L30 217L29 216V214H25V210H23V201H22V199H21V197H19ZM47 198V197H46ZM188 198V197H187ZM199 198V197H198ZM24 199V198H23ZM189 199V198H188ZM203 199H205V198H203ZM203 199H202V201H203ZM190 200V199H189ZM222 200V199H221ZM7 201H9V200H7ZM170 201H172V200H170ZM199 201V200H198ZM202 201H201V205H202ZM205 201V200H204ZM99 202V201H98ZM5 203V202H4ZM12 203V202H11ZM205 203V202H204ZM61 204L63 205V208H61ZM71 204V205H72ZM207 204V203H206ZM25 205V204H24ZM75 205V204H74ZM92 205H93V203H92ZM98 205V204H97ZM97 205H96V207H97ZM94 206V205H93ZM7 207H9V206H7ZM101 207V206H100ZM179 207V206H178ZM91 208H93V207H91ZM206 208V207H205ZM211 208H212V206H211ZM9 209V208H8ZM97 209V208H96ZM98 209H99V207H98ZM97 209V210H98ZM207 209H210V206H207ZM206 209V210H207ZM96 210V211H97ZM134 210V209H133ZM214 210V209H213ZM10 211V210H9ZM11 211V212H12ZM94 211V210H93ZM98 212H99V210H98ZM11 214V213H10ZM138 214V213H137ZM136 214V215H137ZM208 214H209V212H208ZM12 215V214H11ZM13 215V216H14ZM79 216H81L80 214H79ZM137 217V220H139V216H136ZM12 218V217H11ZM198 218V217H197ZM13 219V218H12ZM49 219L51 220V222L49 221ZM251 219V220H250ZM80 220H81V218H80ZM167 219H165L164 217H162V216H160V215H156L152 220H149V221H146L145 223H143L142 224V228H148L147 229V231L145 232L144 231V234L142 233V235H143V241L146 243V248H149V249H152L153 250V252H154V256H155V259H156V262L158 263V264H196V260H197V258H196V260H195V256H196V250H194V242H195V237H194V234L192 235V234H190V235H192V237L191 236H189V237H191L192 238V240H194V241H192L193 243V248L191 247L190 248V246H189V248L187 249V247L186 246H188V245H186L187 243H189V242H187L186 243V241L184 240V237L182 236V235H184V234H179V236L176 238V239H174V240H171L170 241V239H169V237H168V234H167V227H168V223H167V221H169V220H167ZM191 221V220H190ZM59 222V223H58ZM8 223V222H7ZM53 223V224H52ZM188 223H190V222H188ZM196 223H197V221H195V220H193L192 221V229H193V231H195V229H196ZM51 225V226H50ZM48 226H50L49 228H48ZM61 226V227H60ZM209 226H211V225H209ZM54 227H52V228H54ZM207 227H208V225H207ZM65 228H66V226H65ZM68 229V228H67ZM52 230V229H51ZM181 230H183V229H181ZM54 231V230H53ZM51 232V233H50ZM56 232V231H55ZM182 232V231H181ZM190 232H191V229H190ZM66 233H68V232H63L62 233V237L61 238H67L69 235H70V233H69V235H67ZM182 233H184V232H182ZM16 234V235H17ZM56 234V233H55ZM58 234V233H57ZM57 236V235H56ZM55 236V237H56ZM17 237V236H16ZM121 237V236H120ZM187 237H188V235H187ZM59 237H57V239H56V242H57V247H61L60 245H61V242H60V238L58 239ZM190 238V239H191ZM186 239V238H185ZM190 239H189V241H190ZM186 240H188V239H186ZM197 241V240H196ZM191 243V242H190ZM68 244L71 246V247H69V249L67 250L68 251V254H69V257L64 253L63 255L62 254H60V258L58 257V254H59V250L58 249H56L57 247H53V249H55V253H56V256L58 257L57 258V260H61V262H63L64 264L67 262V261H69V259L70 260H72V261H74L73 263L74 264H78V260L77 259H75V253H74V250H73V244L71 243V241L70 242H68ZM41 246V247H42ZM40 247V248H41ZM39 248V249H40ZM24 250V251H23ZM45 250V251H46ZM85 251H87V249H84ZM35 251V250H34ZM50 251L52 252V250L50 249ZM59 251V252H58ZM151 251V250H150ZM51 252H46V254H45V256H46V258L44 259V262H45V264H51V260H52V256H51ZM58 253V254H57ZM125 257H126V255H125ZM125 257H123L122 256V258H120V262H123L124 264H126V259H125ZM264 257V256H263ZM130 261V260H129ZM261 262V261H260ZM127 264H128V261H127ZM261 264V263H260Z\"/></svg>",
    "mask_w": 264,
    "mask_h": 264
}]
</instances>
